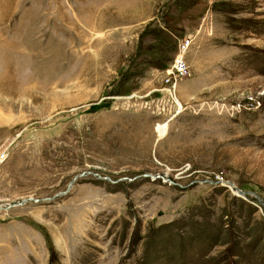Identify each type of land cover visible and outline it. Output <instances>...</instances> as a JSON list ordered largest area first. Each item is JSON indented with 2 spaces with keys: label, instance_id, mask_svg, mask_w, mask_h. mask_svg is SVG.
I'll return each mask as SVG.
<instances>
[{
  "label": "rangeland",
  "instance_id": "374dc122",
  "mask_svg": "<svg viewBox=\"0 0 264 264\" xmlns=\"http://www.w3.org/2000/svg\"><path fill=\"white\" fill-rule=\"evenodd\" d=\"M4 155L0 264H264V0H0Z\"/></svg>",
  "mask_w": 264,
  "mask_h": 264
},
{
  "label": "built area",
  "instance_id": "2783aa9c",
  "mask_svg": "<svg viewBox=\"0 0 264 264\" xmlns=\"http://www.w3.org/2000/svg\"><path fill=\"white\" fill-rule=\"evenodd\" d=\"M183 63L180 59V57L175 56L174 60H173V63H172V67H174V69H176L177 71H181L183 69ZM176 82V79H175V76H173V81L172 83L174 84ZM5 158V155L4 156H0V163L3 161V159Z\"/></svg>",
  "mask_w": 264,
  "mask_h": 264
},
{
  "label": "bare ground",
  "instance_id": "6f19581e",
  "mask_svg": "<svg viewBox=\"0 0 264 264\" xmlns=\"http://www.w3.org/2000/svg\"><path fill=\"white\" fill-rule=\"evenodd\" d=\"M166 127H167V124L158 125V127H157V131L158 132L157 133H158L159 136H162V135L165 134L166 129H167Z\"/></svg>",
  "mask_w": 264,
  "mask_h": 264
},
{
  "label": "water",
  "instance_id": "95a60500",
  "mask_svg": "<svg viewBox=\"0 0 264 264\" xmlns=\"http://www.w3.org/2000/svg\"><path fill=\"white\" fill-rule=\"evenodd\" d=\"M72 181H73V179L72 180H70L69 181V185L72 183ZM228 184H230V183H228ZM69 185H68V187H69ZM231 186H233L232 184H231ZM68 187L66 188V189H68ZM234 189H235V193H238V194H242V195H244V194H246V193H248V191L247 190H242V189H240V188H236V187H234ZM64 192V191H63ZM62 192V193H63Z\"/></svg>",
  "mask_w": 264,
  "mask_h": 264
}]
</instances>
